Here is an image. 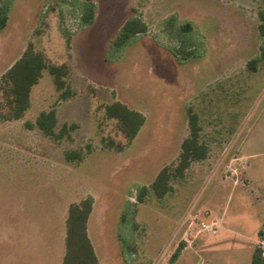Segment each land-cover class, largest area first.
<instances>
[{"label": "rangeland", "instance_id": "rangeland-1", "mask_svg": "<svg viewBox=\"0 0 264 264\" xmlns=\"http://www.w3.org/2000/svg\"><path fill=\"white\" fill-rule=\"evenodd\" d=\"M85 1L8 0L0 78L31 43L68 65L73 96L61 101L45 70L24 116L8 121L0 91V264H60L68 206L87 197L101 264H251L257 248L264 258V0H93L81 25ZM131 18L145 33L113 47ZM114 101L144 117L130 142L104 116ZM53 107L58 129L76 126L70 141L27 126ZM187 109L208 154L157 199L150 185L177 164ZM70 150L84 159L67 162Z\"/></svg>", "mask_w": 264, "mask_h": 264}, {"label": "trees", "instance_id": "trees-1", "mask_svg": "<svg viewBox=\"0 0 264 264\" xmlns=\"http://www.w3.org/2000/svg\"><path fill=\"white\" fill-rule=\"evenodd\" d=\"M262 23L259 29L264 35V12L259 13ZM95 17V4L93 0H86L83 14L81 16V25L89 24ZM8 19V0H2L0 3V31L5 28ZM189 25L183 27L184 31L189 30ZM146 25L136 18L127 20L120 28L114 38L113 47H120L131 40L135 35L145 33ZM179 52V51H178ZM181 60L185 61L192 57L189 53L181 49ZM180 54V53H179ZM260 59H264V44L259 50ZM177 55V53H176ZM178 56V55H177ZM258 59L248 61L247 68L250 71H256ZM47 71L52 77V83L57 92L60 93V100L65 101L73 96L66 78L69 74V67L66 63L51 64L47 61L45 55L35 51L33 45L28 43L26 49L1 76L0 91L4 98V104L7 108L4 120H19L30 107V93L34 85L42 77V72ZM104 116L107 119L116 121L118 130L124 138L130 142L136 136L138 130L144 123V117L141 113L129 109L126 105L114 101L105 104L103 107ZM187 125L189 135L182 140L177 164L173 167L162 168L152 181L150 190L157 199H162L172 190L171 180L181 179L185 171L192 162H198L206 159L208 154L207 146L200 142V131L198 116L190 109H187ZM28 127L35 126L43 136L59 143L62 140L70 141L71 132L76 128L73 124H63L57 128L56 109L41 111L33 123H27ZM108 149H113V143L107 142ZM115 150L121 151L122 145H117ZM80 150H70L64 152V158L67 162H80L84 159ZM147 190L145 187L140 189L137 195L138 200H142ZM93 199L87 197L79 203L68 206L67 217L65 220V252L61 264H98L92 244L87 235V219L92 209ZM178 256L177 251L172 256V261ZM264 258L261 257V251L257 248L252 255L251 264H263Z\"/></svg>", "mask_w": 264, "mask_h": 264}, {"label": "crops", "instance_id": "crops-1", "mask_svg": "<svg viewBox=\"0 0 264 264\" xmlns=\"http://www.w3.org/2000/svg\"><path fill=\"white\" fill-rule=\"evenodd\" d=\"M40 80V79H39ZM92 198V197H91ZM93 199V204H92V209H91V212H90V214H89V217H88V219H87V225H86V230H87V235H88V238L90 239V242H91V244H92V247H93V250H94V253H95V256H96V258H97V261H98V264H101V260H100V258H99V256H98V252H97V248H96V246H95V244H94V242H93V240H92V238H91V236H90V233H89V230H90V218H91V214H92V210H93V206H94V203H96V201H95V198H92ZM16 225L14 224L13 226H10L9 227V236L10 237H12V235H14V237H15V235H16ZM64 238H65V235H64ZM63 245H64V242H63ZM64 250H65V247H64ZM65 252V251H64ZM63 256H64V253H63V255H62V258H63ZM61 261H62V259H61ZM60 264H61V262H60Z\"/></svg>", "mask_w": 264, "mask_h": 264}, {"label": "built area", "instance_id": "built-area-1", "mask_svg": "<svg viewBox=\"0 0 264 264\" xmlns=\"http://www.w3.org/2000/svg\"><path fill=\"white\" fill-rule=\"evenodd\" d=\"M212 229H214V227H211V230H212ZM209 230H210V229H208V231H209Z\"/></svg>", "mask_w": 264, "mask_h": 264}]
</instances>
